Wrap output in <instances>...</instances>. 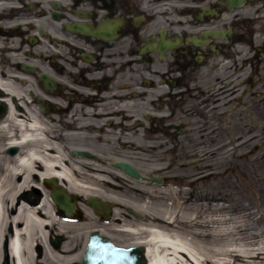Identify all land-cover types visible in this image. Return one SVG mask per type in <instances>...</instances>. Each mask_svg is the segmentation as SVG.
I'll use <instances>...</instances> for the list:
<instances>
[{
    "label": "flooded vegetation",
    "instance_id": "obj_1",
    "mask_svg": "<svg viewBox=\"0 0 264 264\" xmlns=\"http://www.w3.org/2000/svg\"><path fill=\"white\" fill-rule=\"evenodd\" d=\"M263 11L264 0H0L4 116L56 125L55 134L84 140L97 156L109 149L90 142H117L118 155L146 142L139 148L155 154L161 172L193 166L205 173L201 183L219 167L212 157L223 142L233 157V140H264V92L253 90V76L264 73ZM195 155L203 160L196 165L188 160ZM53 190L43 178L15 196L40 203ZM68 191L82 221L95 213L101 220L85 194ZM104 235L117 249L134 247L121 231ZM77 238L68 247L78 259L72 264L85 248L86 238Z\"/></svg>",
    "mask_w": 264,
    "mask_h": 264
},
{
    "label": "rangeland",
    "instance_id": "obj_2",
    "mask_svg": "<svg viewBox=\"0 0 264 264\" xmlns=\"http://www.w3.org/2000/svg\"><path fill=\"white\" fill-rule=\"evenodd\" d=\"M253 83L254 92H264V73H256L253 76ZM10 128H12L11 125ZM259 129L264 130V122L259 126ZM4 132L5 130L0 128V154L7 148L4 140L7 133ZM87 135V133L82 134V136ZM244 136L246 139L232 141L236 143L238 148L236 155L233 157L231 156L233 152L230 151L231 142L230 144L223 142L220 154L212 157L214 162L218 161L217 165L219 167L215 169L217 176L212 177L209 175V179L201 183H196L193 180L205 173L198 172L193 166L188 169L176 167V170L172 172H165L164 175H168L169 178L181 175L182 179L178 183L172 182L160 187L129 183L128 180L120 178L114 173L107 174L111 170L101 168L100 165H95L102 170L97 176L102 175L101 177L105 178L109 176L112 179H115L113 177L115 176L117 178L115 180H119L127 187L124 188V192L140 191L142 198L139 212L147 219L146 221L142 220L141 223L151 222L150 225H165L164 227L172 224L169 228L184 229L186 234L183 237L192 242L198 253L204 254L205 264H216L218 262L220 264H264V140L261 141L259 134L251 140H247L248 136L246 134ZM75 139L77 145H85L84 140ZM90 144H93V148L97 151L102 152L104 149H109L107 152H102V158L109 160L116 157L130 159L146 174L153 173L157 167H160L154 159L155 154L151 156V151L142 152L138 149V153H129L138 156L118 155L116 151L117 142L109 146L104 144L103 141H93ZM252 146H256L253 151H246ZM65 147L64 154H62L64 159L67 158L66 150L73 147V144L68 143ZM206 159H209V156ZM188 160L189 162L194 160V165L203 161L200 160L198 155L192 156ZM81 164L80 167L84 173V166L86 165L84 162ZM94 169L95 167H92V171ZM88 178L90 180L91 178L94 179L92 175H89ZM191 182L194 183V186L188 187ZM119 189L120 187L115 190V195L110 194V196L112 195L111 197L124 203H132L126 200ZM208 189H210L209 194L216 193L219 202L213 203L211 199L201 200L204 196L208 197L209 194H205ZM156 218H159L160 222ZM45 219L47 222L45 228L54 230L56 234L60 230H67L69 234L73 230H78L66 227L57 218L47 216ZM8 224L6 223V225ZM39 227L40 229L43 228L40 225ZM194 233L197 235H194ZM201 234L214 235L216 239L209 242L198 236H201ZM125 235L126 237L131 236L130 233ZM77 236H82L79 230ZM145 237L146 232H143L142 238ZM46 239L45 230H41L34 235L33 244L38 243L37 252L41 247V261L44 263L46 260L51 261L49 256L53 255L49 253L50 246L45 241ZM196 239H203V242ZM77 243L78 238L64 244L66 247H70L76 246ZM51 262L50 264H56L53 261Z\"/></svg>",
    "mask_w": 264,
    "mask_h": 264
},
{
    "label": "bare ground",
    "instance_id": "obj_3",
    "mask_svg": "<svg viewBox=\"0 0 264 264\" xmlns=\"http://www.w3.org/2000/svg\"><path fill=\"white\" fill-rule=\"evenodd\" d=\"M19 125L21 126L19 140H13L10 144L18 145L25 150L16 156L14 165L9 163L11 159L3 158L2 161L4 165L6 164V167L0 169V239L5 236L8 238L13 264H32L38 262L37 258L39 256V253L34 251V246L37 245V243L33 244L34 235L39 232V225L44 227L46 220L28 202L20 200L9 203L13 193L7 190V187H10L9 184L11 183L14 184L11 179H8L10 178L9 175L15 176L16 173H20L19 179H21V182L14 184V187L18 189L25 184L26 170L30 168L31 163H34L37 168L42 167L41 170L44 172H46V169L50 170L42 175L55 174L58 178L65 179L67 178V171L62 168L61 170L51 168L52 161L56 163L59 158L55 151L52 152V158L49 157L50 154L43 152L45 147L48 146L45 125L34 122L20 123ZM40 138L44 141L39 142ZM51 144L60 148V143L56 138H53ZM39 152H42V154ZM45 155H48V157ZM14 191L16 190L14 189ZM6 223H13L14 226L11 231H6ZM150 224L151 222H146L128 227V230L135 235L137 232L140 234L146 232V237L141 242L147 245L149 264H205L204 254L198 253L192 242L183 237L186 234L184 229L169 228L172 224L166 227H164L165 225L153 226ZM194 235L197 234L194 233ZM198 236L209 242L216 239L214 235L201 234V236ZM196 240L203 242V239Z\"/></svg>",
    "mask_w": 264,
    "mask_h": 264
},
{
    "label": "water",
    "instance_id": "obj_4",
    "mask_svg": "<svg viewBox=\"0 0 264 264\" xmlns=\"http://www.w3.org/2000/svg\"><path fill=\"white\" fill-rule=\"evenodd\" d=\"M120 166L129 175H131L133 177H136V178H139L136 170L132 166H130V165L126 164V163L120 164ZM94 244L102 245V244H104V242H97V243L91 242L89 244L88 252H87V255H86V258H85V262L86 263L88 262L87 264H89L92 260L93 261H99V260H101V258H99L98 255L102 254L103 251H102V249L95 250L94 247H93ZM95 264H97V263H95Z\"/></svg>",
    "mask_w": 264,
    "mask_h": 264
}]
</instances>
